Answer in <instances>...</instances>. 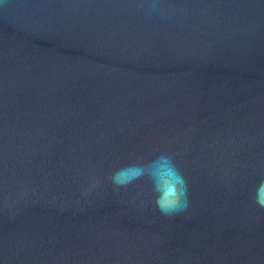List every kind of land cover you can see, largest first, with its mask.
Segmentation results:
<instances>
[{
  "label": "water",
  "instance_id": "water-1",
  "mask_svg": "<svg viewBox=\"0 0 264 264\" xmlns=\"http://www.w3.org/2000/svg\"><path fill=\"white\" fill-rule=\"evenodd\" d=\"M138 2L0 0V264H264V0ZM159 152L185 214L108 179Z\"/></svg>",
  "mask_w": 264,
  "mask_h": 264
},
{
  "label": "clouds",
  "instance_id": "clouds-1",
  "mask_svg": "<svg viewBox=\"0 0 264 264\" xmlns=\"http://www.w3.org/2000/svg\"><path fill=\"white\" fill-rule=\"evenodd\" d=\"M135 10L144 20L159 25L179 26L181 19L188 14L187 7L179 0H139ZM108 179L117 192L137 182L147 181L148 202L161 216H179L190 208L188 181L172 154L159 152L127 163L112 171ZM253 198L257 206L264 208V179L258 182ZM137 200L140 206H145L144 194H138Z\"/></svg>",
  "mask_w": 264,
  "mask_h": 264
}]
</instances>
